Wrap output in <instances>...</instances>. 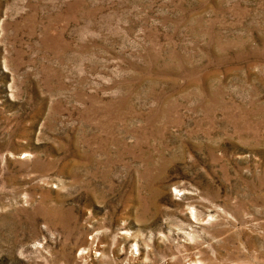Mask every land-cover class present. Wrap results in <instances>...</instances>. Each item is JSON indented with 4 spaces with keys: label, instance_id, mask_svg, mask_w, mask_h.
Listing matches in <instances>:
<instances>
[{
    "label": "rangeland",
    "instance_id": "1",
    "mask_svg": "<svg viewBox=\"0 0 264 264\" xmlns=\"http://www.w3.org/2000/svg\"><path fill=\"white\" fill-rule=\"evenodd\" d=\"M0 264H264V0H0Z\"/></svg>",
    "mask_w": 264,
    "mask_h": 264
}]
</instances>
